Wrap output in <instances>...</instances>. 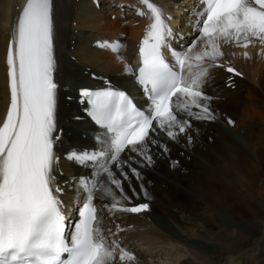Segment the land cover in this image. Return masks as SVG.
<instances>
[{"label":"bare ground","instance_id":"1","mask_svg":"<svg viewBox=\"0 0 264 264\" xmlns=\"http://www.w3.org/2000/svg\"><path fill=\"white\" fill-rule=\"evenodd\" d=\"M82 1L79 3V15L72 17H76L75 19L80 20L83 25L85 24L84 26H93L97 39L94 48L81 45L76 41L74 45L77 49L75 50L83 49L79 55L85 59L82 55L84 53L90 63H96V67L99 66L97 62L103 61L104 64L100 63L99 68L110 76L109 80L123 82L122 84L127 83V80H133L131 87L136 88L137 59L134 58L132 45L129 46V44L143 39L151 16L147 13L143 19H137V9L125 7V4H137L138 0H101L99 9L92 0ZM155 1L160 5L164 16L170 17L166 21L173 33L170 41L175 47H181L184 50L199 36L196 21L197 12L201 7L193 4V0ZM26 2L27 0H0V125L4 122L10 104L7 49L15 35L18 20ZM67 3L66 0H55L53 5L57 42L56 60H58L60 71L57 75L60 77H62L61 72L64 73L63 75L66 73L70 75L78 71L68 66L72 61L61 49H65L64 45H66V50H71L73 46L72 40L69 39L71 32L66 35L68 28L70 29L68 21H72V17L69 18L71 11L66 8ZM114 13L120 16L112 20L113 15L111 14ZM130 17L133 18L131 23H124V19ZM175 25L178 27L175 28ZM123 34L125 35L124 46L118 53L111 52L106 46H100L104 39H115L122 37ZM74 37L72 36L71 39ZM250 40L247 47L243 46V40L239 44L221 42V51L224 55L215 63L221 65L222 69L230 66L239 74H228L225 77L215 78L207 90V93L212 95L211 99L200 101L202 104H207L217 120L214 118L211 122L210 119L196 118L197 120L190 122L191 128L186 129L184 133H178L175 139L168 137L165 130L158 140L149 141L147 138L140 151L151 156V163L146 162L140 151L128 155L130 162L126 158L120 160L121 155L127 156L131 149L123 151L119 156L120 166L116 165L113 168L116 178L120 180L122 177L125 178L121 181L123 193L116 191V188L110 185L105 174L96 173V179L100 184L105 187L111 186L114 195L106 196L103 192L97 191L98 198L95 199L94 204L98 208L99 215L106 216V233L109 236H119L121 239L120 243L116 241L118 238L113 239L116 252L114 258L107 264H149L142 254H136L132 248L127 247L130 245H128L129 241L140 238L144 240L149 237H151L150 240L156 239V242L158 239L159 244H169L173 248L177 245L178 247L176 249L178 252L172 255L173 257H163L159 253L161 251L159 245L155 243L156 247L157 245L159 247V251L153 249L158 251L154 255L157 259H153L154 262L158 260L156 264L159 261L162 264H264V42L254 37ZM185 42L186 45H184ZM98 48L106 50L107 54ZM129 66L133 70L132 76L127 70ZM84 75L80 77L84 78ZM228 79L235 84L234 90L227 87ZM82 89L84 88L66 93L72 96V102L62 96L63 101L58 108V114L55 113L56 121L59 119L61 123L59 125L56 123L55 134L63 128L64 130L61 131L63 141H66L64 134L76 131L74 124L65 123L64 118L80 123L82 126L86 124L77 120L78 116H85L87 113L85 109L78 108L76 105L82 98L80 92ZM223 123L230 131L221 128ZM75 134H78V137H74L78 139L80 145L88 141L81 138V131ZM71 144L76 143L72 141ZM54 153L56 157H61L55 150ZM137 163H144L145 175L139 172V177L155 191L161 203L164 202L163 204L156 201L150 202L142 190L138 191V195L133 196L130 184L136 180V171L133 172V168ZM58 165L62 167L59 168ZM65 167H68L66 161L57 162L53 167V174L56 177V184L62 189L58 195L63 201L65 215L69 222H73L78 216L73 210L82 204L86 197L84 189L77 185L75 177L60 173ZM84 167L77 166L73 169H76V174H82L84 177L93 176L95 168L86 166L82 172ZM171 170L178 173L179 179L176 180H180L175 189L178 193L173 194L169 190L170 180L165 178ZM163 183L166 185L163 186ZM141 196L147 200H138ZM116 200H119L125 208L144 203L149 207L139 213L117 210L111 207ZM150 213L158 214L172 229L179 231L178 233L184 234L186 231V235H181L183 236L181 240L184 242L192 240L193 244L192 242V245L183 244L176 236L168 234L165 227L163 229L162 226H156L147 219ZM219 214L228 224L220 221L222 217L219 218ZM143 220H145L144 223ZM231 225L232 229L229 228ZM149 239L147 241L145 239V244L149 245L153 242L150 244L153 245L155 241L148 243ZM195 244L203 249L191 252V246ZM152 248L149 247V249ZM122 250L134 256V259L120 260ZM203 250H208V253L206 251V254L203 253ZM245 254H248L246 258Z\"/></svg>","mask_w":264,"mask_h":264},{"label":"snow or ice","instance_id":"2","mask_svg":"<svg viewBox=\"0 0 264 264\" xmlns=\"http://www.w3.org/2000/svg\"><path fill=\"white\" fill-rule=\"evenodd\" d=\"M142 3L150 12L151 23L139 48L142 64L138 82L149 97L150 110L137 109L125 92L111 87L82 89V97L91 105L90 115L110 135L98 138L102 144L98 149L74 150L68 155L81 166L106 174L110 185L121 193L122 182L111 165L118 163L126 148L142 149L150 131H155L154 121L175 139L190 127L189 121L177 118V111L197 119L214 118L207 104L200 102L211 99L201 86L208 72L205 63H215L224 55L221 42L239 44L243 40L244 47L251 37L264 42V0H202L196 21L199 36L184 50H171L174 68L162 52L173 35L166 22L170 17L150 0ZM100 46L118 51L114 44ZM7 65L10 106L0 125V264H107L116 249L105 243L94 201L97 191L113 196L112 187L100 184L95 173L78 178L86 198L79 207L78 222L71 226L69 240L68 217L58 195L62 189L53 174L58 162L54 153L58 136L54 135L57 84L52 0H27L10 41ZM127 70L133 71L130 66ZM227 71L236 72L230 66ZM140 154L151 163L150 155ZM119 205L116 200L111 207L132 213L149 207L146 203L129 208ZM119 258L123 261L134 256L122 250Z\"/></svg>","mask_w":264,"mask_h":264},{"label":"rangeland","instance_id":"3","mask_svg":"<svg viewBox=\"0 0 264 264\" xmlns=\"http://www.w3.org/2000/svg\"><path fill=\"white\" fill-rule=\"evenodd\" d=\"M69 1L70 0H66V2H68L67 3V9H68V11L70 10L71 11V13H70V17L69 18H71L72 16H78L79 15V13H80V8H79V3H81L80 1L81 0H76V1H74V0H71L70 1V6H69ZM72 2V3H71ZM74 2V3H73ZM71 8V9H70ZM81 9H82V7H81ZM76 12V13H75ZM112 15V14H111ZM111 17V16H110ZM76 17H72V21L70 20V21H68V27H70V29L68 28V30L69 31H67V34L66 35H68L70 32V34H69V39L70 40H72L71 41V43L73 44V48L71 47V50L69 49H67L66 50V45H64L65 46V49L64 48H61V49H63V51H64V53L65 54H68V58H69V60L70 61H72L71 62V64L69 65L68 64V66H70L71 68H74L76 71H77V69H78V71H79V73H78V71L77 72H74V74H72V73H70V75L68 74V73H66V75H63L64 73H62L61 72V76L62 77H60V75H58L61 79H62V82H64L63 83V85H61V87H65V86H68L69 84H76L75 86H82V85H86V84H89L90 82H91V80H90V77H89V75H91L90 73L91 72H93V70L96 72L97 71V73H99L101 76H99V78H101V79H103L104 77H107L108 78V74H105V73H103L104 72V70H101L100 68H99V66H101V65H103L104 64V62L103 61H100V62H97V65H99L98 67H96L95 65H96V63H90L89 62V60H87L86 58H87V56L83 53L82 55L84 56V58L85 59H83L82 58V56H80L79 55V52L80 51H83V49L82 50H80V49H78V50H75V49H77L76 47H75V43H76V41H77V39H76V36H80L82 39V41H86L85 39H94V37L92 36L91 37V35L93 34V33H95V29L93 28V26L92 27H87V26H84L81 22H80V20H76L75 19ZM112 20H115V19H113V18H111ZM127 23V22H126ZM88 24V23H87ZM89 26H91L90 24H88ZM71 27H73V29L71 30ZM178 27V25H175V28H177ZM93 32V33H92ZM92 33V34H91ZM74 34V35H73ZM91 34V35H90ZM72 36H75L73 39H71L72 38ZM90 37V38H89ZM68 42V41H67ZM60 47H62V45L60 46ZM73 50H75V51H73ZM66 51V52H65ZM80 53H82V52H80ZM105 53V52H104ZM107 54V53H106ZM104 60V59H103ZM62 61H64V59L62 60ZM89 62V63H88ZM100 63H102L101 65H100ZM206 63H209L208 61L206 62ZM76 66L78 67L79 66V68H76ZM85 66V67H84ZM82 67H84V68H82ZM81 69H83V70H81ZM85 69V70H84ZM59 69H58V64H57V74H59ZM81 71H82V73H81ZM83 71H84V73H83ZM100 71V72H99ZM102 71V72H101ZM113 73V72H112ZM68 74V75H67ZM77 74H79V75H77ZM85 74V75H84ZM96 74V73H95ZM105 74V75H104ZM76 75V76H75ZM82 75H84V78H81L80 76H82ZM97 75V74H96ZM130 75L132 76V73H130ZM104 76V77H103ZM88 77V78H87ZM89 79V80H88ZM93 79H95V78H93ZM66 80V81H65ZM67 80H69V81H67ZM97 80V79H96ZM88 81H90V82H88ZM67 82V83H66ZM72 82V83H71ZM85 82H87V83H85ZM231 89V88H230ZM235 89V88H234ZM260 89V88H259ZM232 90V89H231ZM205 96H207V97H212V95H210V94H208V93H205L204 94ZM263 96H264V93H263ZM217 99H219V97H217ZM58 107H60V104H59V102H58ZM200 111V110H199ZM214 118H215V120H217V118L215 117V116H213ZM214 118L212 119V120H210L211 122H213L214 121ZM63 121L64 122H67V119H63ZM83 128H84V130H88V127L87 126H83ZM221 128H223V129H225L226 131H230L229 129H228V126L225 124V123H223V125L221 124ZM160 131H162L159 127H157V129H155V131L153 132V134L151 135V138L152 137H155V136H158L159 135V132ZM69 133H71V132H69ZM83 133H85V132H83ZM87 134H88V132H86V134H84L83 135V137H84V139L85 140H88V141H90L89 139H90V137H88L87 136ZM161 134H163V132L161 133ZM160 134V137L162 136ZM78 134H75V133H72V136H71V138L73 139V141L76 143V144H78V139L77 138H75V137H78L77 136ZM75 136V137H74ZM74 137V138H73ZM160 137H157V138H152L153 140H158ZM87 138H89V139H87ZM88 141H86V142H88ZM67 142V141H66ZM60 143H61V146H63L64 144H65V142H63V141H60ZM64 147H66V145H64ZM80 148H82V147H80ZM90 147H89V143L87 144V147H85V148H82V149H86V150H88ZM133 150H131V152H132ZM130 151L127 153V156H125V157H121L120 158V160H122V159H128V155L131 153ZM135 152V151H134ZM133 152V153H134ZM136 154H137V152H136ZM68 162H70V161H68ZM67 162V163H68ZM146 162H148L147 160H146ZM71 163V162H70ZM145 165H144V163H142V164H140V163H137L136 164V168H135V170H137L139 167H143V169L145 168L144 167ZM118 169H119V167H118ZM142 169V168H141ZM93 170H95V169H93ZM117 171H119V170H117ZM60 173L62 174V171H60ZM136 173H139V172H136ZM136 173H135V179L136 180H134V181H132L131 182V184H130V191H133V196H136V195H138V191H141L142 190V192L144 193V195L147 197V199L150 201V202H157V203H160V204H163V203H161L162 201L161 200H159L158 198V196L156 195V193H155V191L151 188V187H148L146 184H145V182H143L142 181V178L141 177H139V176H137L136 175ZM143 174V173H142ZM165 178H167V180L169 181L170 180V183H169V190L170 191H172V194L175 192V193H178L177 191H175V189L178 187V185H179V181L180 180H176V179H179V177H178V173L176 172V171H173V170H171V172L168 174V175H165ZM127 179V178H126ZM141 179V180H140ZM125 180V178L124 177H122V179H121V181H124ZM135 183V184H134ZM163 186L164 185H166V183H163L162 184ZM114 188H116L115 186H114ZM158 188H160V187H158ZM149 189H150V191L152 192H150L149 191ZM161 189V188H160ZM116 191H120V189H118V188H116ZM121 192V191H120ZM165 192H166V188H165ZM153 194H154V196H153ZM123 195V194H122ZM123 196H126V195H123ZM142 198V199H141ZM141 198L140 199H138V200H141V201H146L147 199H144L142 196H141ZM128 199V198H127ZM128 200H130V199H128ZM188 201H190V199L188 198ZM134 202V201H133ZM73 205V204H72ZM152 205V204H151ZM122 207V206H121ZM125 208V207H124ZM73 209V208H72ZM104 215V214H103ZM106 217V216H105ZM220 217H222V218H220ZM219 218H220V221H222V223H225V224H228L224 219V217L222 216V215H220L219 214ZM147 219H149L150 221H152L153 223H155L156 224V226H162V228L164 229V227H165V230H166V232L168 233V234H170V235H173V236H176L178 239H183L182 237H181V235H186V231H184V234H181V233H178L179 231H176L174 228L172 229L167 223H166V221H164V219H162L158 214H150V216H148V218ZM183 219V218H182ZM104 221V222H103ZM105 219L103 218V219H101V224L99 225L100 227V229L102 230V227H104V226H102V225H104L105 224ZM145 222V220H143V223ZM151 222V223H152ZM141 223H142V221H141ZM102 226V227H101ZM229 228L230 229H232L233 228V226L231 225V226H229ZM248 230H249V228H247ZM103 231V233L105 232V230H102ZM150 239H151V237H149ZM148 238V239H149ZM146 239V241L148 240L147 238H145ZM145 239L144 240H140V244H139V241H136V243H134L135 244V246L137 245L138 247L137 248H139V246H141V242L143 241V242H145ZM149 239V241H148V243L149 242H151V241H155L153 238V240H150ZM118 240L119 241H121V239L118 237ZM158 242V243H157ZM157 242L155 241L154 242V244L153 245H150L151 243H153V242H151V243H149V247L150 248H152V246H153V248H155L156 247V245H155V243L156 244H158L159 245V247H158V245H157V247L155 248V249H157L158 250V248L161 250L159 253L161 254V255H163V257H169L170 256V258L171 257H173L172 255H175L178 251L176 250L178 247H174L173 248V246H170L169 244H159V240L157 239ZM190 242V243H189ZM189 242H187L186 240H185V242L184 241H182L181 240V243H187V245H192L193 244V241L192 240H190ZM191 242H192V244H191ZM147 243V242H146ZM130 243L128 242V245H129ZM169 245V246H168ZM131 246V244L129 245V247ZM179 247H181L180 245H178ZM149 247H148V249H149ZM190 247V246H189ZM141 248V247H140ZM153 248L152 249H150V250H153ZM191 249H192V251L191 252H198L199 250H201V249H203L202 247H200L199 245H197V244H195L194 246H191ZM210 249V248H209ZM149 250V251H150ZM154 251V250H153ZM159 251V250H158ZM164 253H163V252ZM204 252L203 253H205V251H206V253H208V250H203ZM138 252V251H137ZM162 252V253H161ZM138 253H141V251H139ZM205 253V254H206ZM243 253V252H242ZM248 256V254H245V258ZM189 257V256H188ZM187 257V258H188ZM147 258H152V255H150V256H147ZM147 260V259H146ZM148 261V260H147ZM156 261L158 262V260H155V262L153 261V262H151V261H148V263L149 264H156ZM158 264H162V263H160V261H159V263Z\"/></svg>","mask_w":264,"mask_h":264}]
</instances>
